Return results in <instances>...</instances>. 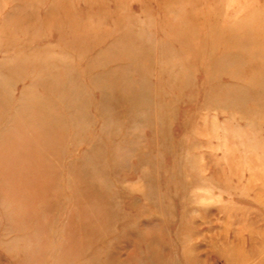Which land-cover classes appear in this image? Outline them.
Here are the masks:
<instances>
[{
  "label": "rangeland",
  "instance_id": "obj_1",
  "mask_svg": "<svg viewBox=\"0 0 264 264\" xmlns=\"http://www.w3.org/2000/svg\"><path fill=\"white\" fill-rule=\"evenodd\" d=\"M0 264H264V0H0Z\"/></svg>",
  "mask_w": 264,
  "mask_h": 264
},
{
  "label": "bare ground",
  "instance_id": "obj_2",
  "mask_svg": "<svg viewBox=\"0 0 264 264\" xmlns=\"http://www.w3.org/2000/svg\"><path fill=\"white\" fill-rule=\"evenodd\" d=\"M0 39H3V38L0 37Z\"/></svg>",
  "mask_w": 264,
  "mask_h": 264
}]
</instances>
